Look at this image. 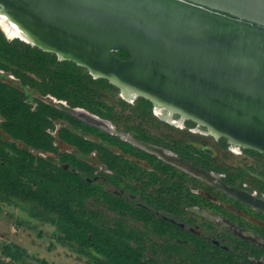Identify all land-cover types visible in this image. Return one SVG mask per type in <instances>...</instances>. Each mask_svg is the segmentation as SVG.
Returning <instances> with one entry per match:
<instances>
[{
    "label": "rangeland",
    "instance_id": "rangeland-1",
    "mask_svg": "<svg viewBox=\"0 0 264 264\" xmlns=\"http://www.w3.org/2000/svg\"><path fill=\"white\" fill-rule=\"evenodd\" d=\"M0 31L8 42L19 40L7 37L1 27ZM18 49L20 54L28 53L25 46L19 45ZM0 81L19 90L32 106L42 102L61 113L48 130L56 149L51 155L53 164L89 179L88 215L103 226L118 225V229L134 233L130 245L137 254L160 264H186L184 258L171 254L166 246L174 241L202 252L212 261L249 264L246 254L249 241L234 229L264 238V214L120 135L126 133L135 139L144 137L156 144L177 147L175 150L190 161L254 191L264 192V155L251 150L231 151L230 144L201 135L207 130L191 121L186 128L169 124L159 117L152 103L150 107L141 98L128 102L108 80L94 86L98 93L94 111L74 108L59 100L49 93L52 88L49 80L44 82L42 77L25 69H20L18 76L0 68ZM78 110L110 123L113 130L83 121L76 116ZM68 115L75 121H70ZM0 139L12 141L1 127ZM179 141L182 144L178 148ZM17 144L25 148L22 143ZM31 151L47 158L42 152ZM124 195L128 200L123 199ZM110 197L118 198V205H112ZM135 206L145 208L156 219L160 217L189 230L191 235L172 238L157 231L136 217ZM60 235L59 224L33 216L18 200L0 197V243H14L52 264H97L94 259L62 246L57 241ZM0 259H4L1 250Z\"/></svg>",
    "mask_w": 264,
    "mask_h": 264
},
{
    "label": "water",
    "instance_id": "water-1",
    "mask_svg": "<svg viewBox=\"0 0 264 264\" xmlns=\"http://www.w3.org/2000/svg\"><path fill=\"white\" fill-rule=\"evenodd\" d=\"M0 1L24 13L13 12L21 16L18 24L32 47L86 68L122 94L136 92L134 100L146 99L156 110L167 107L217 139L264 155V0ZM117 50L130 59L113 56ZM76 116L113 130L87 111ZM131 139L166 163L264 209L254 196L217 185L213 173Z\"/></svg>",
    "mask_w": 264,
    "mask_h": 264
},
{
    "label": "trees",
    "instance_id": "trees-1",
    "mask_svg": "<svg viewBox=\"0 0 264 264\" xmlns=\"http://www.w3.org/2000/svg\"><path fill=\"white\" fill-rule=\"evenodd\" d=\"M25 46L27 54H20L18 46ZM25 53V52H24ZM0 68L20 75V69L36 73L44 82L49 80V93L65 100L71 107L94 111L97 96L94 86L107 80H94L87 70L71 61H59L57 56L19 40L8 42L0 31ZM45 92V90H44ZM150 107L151 102L141 98ZM61 113L48 104L38 102L34 107L16 88L0 81V127L12 141L0 139V197L5 196L23 203L32 215L61 226L57 241L77 254L87 256L97 264H160L144 259L130 245L134 233L106 227L96 222L87 211L90 185L87 178L72 170L55 166L51 155L56 153L53 138L48 133L53 120ZM70 121H75L68 115ZM193 125V124H189ZM142 140L149 141L147 138ZM22 143L24 147L19 146ZM151 142V141H149ZM181 141L178 148L181 147ZM171 149L177 147L167 146ZM31 150L44 153L47 158ZM112 205L118 198L110 197ZM136 217L159 232L173 238L191 235L170 222L156 219L144 210H134ZM172 253L184 258L186 264H225L209 259L198 250L174 241L166 244ZM0 264H52L32 256L26 249L14 244L0 243Z\"/></svg>",
    "mask_w": 264,
    "mask_h": 264
},
{
    "label": "flooded vegetation",
    "instance_id": "flooded-vegetation-1",
    "mask_svg": "<svg viewBox=\"0 0 264 264\" xmlns=\"http://www.w3.org/2000/svg\"><path fill=\"white\" fill-rule=\"evenodd\" d=\"M0 10H7V11H11V12H17V13H20V14H24L23 12H21V11H18V10H16L15 8H13L12 6H10V5H8V4H4V3H2L1 1H0ZM240 23L241 24H244L243 22H241L240 21ZM249 25V24H248ZM250 26H252V27H254V28H256L257 26H255V25H251L250 24ZM112 54H113V56H115L116 58H118V59H121V60H128V59H130V54L129 53H127V52H125V51H112ZM174 119H179V118H181V116L179 115V114H174L173 116H172ZM190 120H186L185 121V123H184V128H186V124L189 122ZM191 122H193V121H191ZM194 123V122H193ZM196 126H197V124L196 123H194ZM177 127V126H176ZM197 127H200V128H204V127H202V126H197ZM204 129H206V128H204ZM207 130V129H206ZM201 135H204V136H211L210 134H208V130L205 132V133H200ZM123 139H125V140H127V141H129L127 138H129V137H131L130 135H128V134H126V133H121V135H120ZM211 137H213V136H211ZM131 138H133V137H131ZM130 138V139H131ZM215 140H217V141H219V142H222V143H224V142H226V143H228V144H230V148H229V150H231V151H242V150H249V149H245V148H243V147H241V146H239V145H235V144H233V143H229V141L227 140V139H225V138H220V139H217V138H215V137H213ZM135 139V138H134ZM136 140H139V141H143V142H146V143H150V144H152V145H155V146H158V147H160V148H163V149H165V150H167V151H169L170 153H172V154H174V155H176L177 157H179L180 159H182V160H184V161H187V162H190V163H192V164H194L195 166H198V167H200V168H202L203 170H205V171H207V172H211V173H213L214 175H216L217 176V178L219 179V181L217 182V185H221V183H224V184H226V185H228L229 187H232V188H235V189H237V190H239V191H242V192H244V193H248L249 195H252V196H254L256 199H258V200H261V201H263L264 202V192L263 191H259V190H252V187H250V186H248V185H245V186H243V184L240 182H235V181H233V180H231V179H229L227 176H223V175H219V174H217V173H215V172H213V171H211V170H209L208 168H206V167H204V166H202V165H200L199 163H197V162H193V161H190L188 158H186V156L185 155H183L182 154V152L181 153H179L178 151H176V150H173V149H171V148H169V147H167L166 145H160V144H156V143H154V142H149V141H146V140H142V138H136ZM130 142V141H129ZM235 146V149L233 148ZM251 151H253V150H251ZM254 152H256V151H254ZM258 153V152H257ZM263 155V154H262ZM156 156V155H155ZM158 157V156H157ZM159 158V157H158ZM161 159V158H160ZM162 160V159H161ZM164 161V160H163ZM165 162V161H164ZM168 164V163H167ZM170 165V164H169ZM87 182H89V179H87ZM211 186H213V185H211ZM214 188H217L218 190H220V191H223V192H225V193H227L226 191H224V190H222V189H220L219 187H217V186H213ZM227 194H229V193H227ZM230 195V194H229ZM230 196H232V195H230ZM122 197V196H121ZM232 197H234V198H236L235 196H232ZM123 198V197H122ZM128 197H127V195H124V200H128L127 199ZM237 200H239L238 198H236ZM239 201H241V200H239ZM242 203H244V204H246L247 206H249V207H252V208H255V209H257V210H259L260 212H262L263 214H264V209H260V208H256V207H253L252 205H250V204H247V203H245V202H243V201H241ZM136 209H141V210H144L146 213H148V214H150V212H148L145 208H142L141 206H135V208H134V210H136ZM134 210H133V212H134ZM151 215V214H150ZM157 219H162V218H157ZM163 220V219H162ZM165 221V220H164ZM167 222H169V221H167ZM171 223V222H170ZM173 224V223H172ZM175 225V224H174ZM176 226H178V225H176ZM180 227V226H179ZM181 228V227H180ZM182 230H187V229H183V228H181ZM188 231V233H189V230H187ZM234 231L235 232H239L240 233V235H243L244 237H245V239L247 240V241H249L248 243H249V248H248V253H246L247 255H248V262H249V264H264V238L263 237H257V236H255L254 234H252L251 232H249V231H245V230H242V229H240L239 231H237V230H235L234 229ZM190 234V233H189ZM253 243V244H252Z\"/></svg>",
    "mask_w": 264,
    "mask_h": 264
},
{
    "label": "bare ground",
    "instance_id": "bare-ground-1",
    "mask_svg": "<svg viewBox=\"0 0 264 264\" xmlns=\"http://www.w3.org/2000/svg\"><path fill=\"white\" fill-rule=\"evenodd\" d=\"M20 17L21 16L14 15L11 11L0 10V27L10 39H19L25 43H29V35L26 30L18 24V19H20ZM122 96L129 102L137 97V93L133 91H123ZM156 112L161 118L168 120L172 125L177 126L178 128H184V123L187 120L185 117L174 119L171 110L164 106H157ZM127 139L132 142V139ZM233 148L235 149V146Z\"/></svg>",
    "mask_w": 264,
    "mask_h": 264
}]
</instances>
